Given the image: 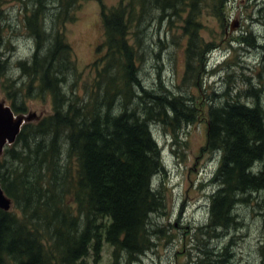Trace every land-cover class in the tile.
I'll list each match as a JSON object with an SVG mask.
<instances>
[{
    "label": "trees",
    "instance_id": "1",
    "mask_svg": "<svg viewBox=\"0 0 264 264\" xmlns=\"http://www.w3.org/2000/svg\"><path fill=\"white\" fill-rule=\"evenodd\" d=\"M85 1L54 0L56 13L50 28L46 27L48 10L44 0L21 2L23 26L34 45L31 57L17 62V66L28 81L27 89L35 83L39 95L29 90L37 96L49 95L51 113L38 122L25 123L15 142L0 154L1 189L24 211V216L20 217L0 209V264H88L90 254L99 258L102 244L113 248V257L124 252L129 263L135 262L153 246L150 216L163 207L159 192L151 183L154 176L161 175L163 168L160 149L149 129V121L154 119L144 115L160 113L166 118L164 112L169 111L176 118L175 122L186 118L185 122L190 123L196 113L184 103L181 95L164 97L149 94L141 87L137 45L142 42L135 41L131 45L129 34L131 29L140 28L145 17L155 11L159 13V21L166 19L170 24L171 17L182 19L180 14L186 9V25V21L193 15L195 20L200 13L196 8L197 0H119L112 8L97 0L101 8L103 42L96 52L104 53L90 68L96 76L91 83L85 82L84 92L79 95L77 85L82 73L67 41L65 25L76 18L75 11ZM28 3H31L30 11ZM258 14L260 17L256 19L263 20L264 24V3ZM188 30L185 32L188 36L186 76L202 62L207 46L198 38L196 22ZM242 34L240 47L247 44L262 49L259 74H264V39L258 45L253 32ZM47 41V45H42ZM45 46L49 47L47 56L41 58ZM69 74L70 90L65 92L62 84ZM133 88L137 93L140 89L139 96ZM160 90L168 93L161 82ZM251 90L256 93L255 89ZM20 92V88L15 90L16 98ZM9 98L12 111L22 113L24 109L16 104L14 96ZM133 99H148L152 105L145 106L141 118L137 116L138 107L128 108ZM113 110L116 115L111 117ZM207 118L206 150L220 153V161L213 177L217 190L211 196V218L206 228L222 229L233 222L235 204L244 201L238 196L264 191V109L259 104L249 107L227 99L220 108L209 106ZM64 133L67 149L62 154L63 147L58 143ZM45 135L49 136V141L44 148L43 143H37V138ZM34 142L36 152L43 154L46 170L51 169L56 176L63 168L59 165L61 156H65L69 166L66 173L70 183L69 199L65 191L56 194L55 185L50 181L52 192L46 195L47 203L43 207L29 208L30 204L25 205L28 202H22L29 196L28 184L21 176H10L4 164L8 159L16 160L28 153ZM52 161L56 166L51 165ZM255 163L259 164L256 171ZM44 179H36L32 191L42 194ZM69 200L75 207L66 204ZM77 204L83 207L81 224L74 213L78 210ZM33 214L42 228H36L28 220V215ZM45 230L47 238L42 236Z\"/></svg>",
    "mask_w": 264,
    "mask_h": 264
},
{
    "label": "rangeland",
    "instance_id": "2",
    "mask_svg": "<svg viewBox=\"0 0 264 264\" xmlns=\"http://www.w3.org/2000/svg\"><path fill=\"white\" fill-rule=\"evenodd\" d=\"M44 1L48 10L45 15L46 27L50 28L56 5L54 0ZM21 2L0 0V66L3 67L0 68V101L11 106L9 97L13 99L14 96L16 104L24 109L15 115L27 117L34 114L30 121L35 123L51 113V100L45 93L37 96L39 90L35 83L30 88L37 93L27 89L28 81L17 66V62L31 57L34 45L23 26L24 8ZM102 2L107 8H112L117 6L119 0ZM195 3L200 13L195 20L193 15L186 25V9L180 14L182 19H168L171 25L166 19L159 21V13L155 11L145 17L140 28L131 29L129 34L131 45L135 41L142 42V45H137L141 87L149 94L164 97L181 95L184 103L196 112L195 116L191 114L193 119L190 123L185 122L186 118H179L175 122L176 118L169 111L164 112L166 118L160 113L144 115L154 119L149 121V129L160 149L163 166L161 175L159 173L151 181L163 203L162 209L150 216L149 230L153 246L135 262L129 263L124 252L116 253L113 257V248L102 244L99 258L90 254L88 264H264V191L237 195L244 201L235 204L232 210L234 219L227 228H206L211 218V196L217 190L213 177L220 161V153L206 150L208 107L220 108L229 99L249 107L259 104L264 109V74H259L262 49L247 44L240 47L244 31L253 32L257 37L256 44L263 43V20L256 17H260L258 9L264 0H197ZM30 10L31 7L28 8ZM100 13L97 0H86L75 11L76 18L65 25L67 41L82 73L77 85L79 95L84 92L85 82L91 83L96 76L90 68L104 53L96 52L103 42ZM194 22L198 26V38L207 46L202 62L197 63L186 76L188 36L185 32L191 29ZM46 33H49L48 29ZM47 44L48 41L42 42V45ZM48 49L47 46L43 47L41 58L47 56ZM70 78L69 74L66 83L62 84L65 92L70 90ZM160 82L168 93L160 90ZM19 88L21 92L16 98L14 92ZM133 89L140 95V89L139 93ZM145 106H152L148 99H133L128 108L133 110L138 107L137 116L141 118ZM117 110L120 111V108ZM115 111L110 113L111 117L116 115ZM65 136V133L62 134L58 143L59 147H63L62 154L67 149ZM48 141L47 135L37 138V143H43L44 148ZM37 143L34 142L33 148L21 158L8 159L4 164L10 176H21L20 179L28 184L29 196L22 202H28L25 205L30 204L29 208L47 203L45 197L52 192L50 181L55 185L56 194L65 191L66 198H70V183L66 178L69 166L65 156H61L59 165L63 168L56 176L51 169L46 170L43 154L36 152ZM51 165L56 166L54 161ZM255 167L254 171L259 169V164L255 163ZM39 177L45 178L41 185L44 188L42 194L32 191ZM10 201L9 212L24 216L23 208L17 202ZM66 204H70V200ZM77 208L74 213L81 224L83 207L77 204ZM28 220L36 228H42L34 214L28 215ZM45 233L46 230L42 233L43 238H47Z\"/></svg>",
    "mask_w": 264,
    "mask_h": 264
},
{
    "label": "water",
    "instance_id": "3",
    "mask_svg": "<svg viewBox=\"0 0 264 264\" xmlns=\"http://www.w3.org/2000/svg\"><path fill=\"white\" fill-rule=\"evenodd\" d=\"M34 114L29 116L15 115L11 107L0 101V154L6 145L15 142L23 124L30 122ZM11 201L4 195L0 185V209L9 211Z\"/></svg>",
    "mask_w": 264,
    "mask_h": 264
}]
</instances>
